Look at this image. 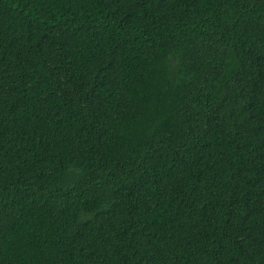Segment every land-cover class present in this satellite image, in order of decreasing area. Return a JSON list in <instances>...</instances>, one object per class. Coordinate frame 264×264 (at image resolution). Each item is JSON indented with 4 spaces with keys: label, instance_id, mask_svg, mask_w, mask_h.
<instances>
[{
    "label": "trees",
    "instance_id": "16d2710c",
    "mask_svg": "<svg viewBox=\"0 0 264 264\" xmlns=\"http://www.w3.org/2000/svg\"><path fill=\"white\" fill-rule=\"evenodd\" d=\"M0 264H264V0H0Z\"/></svg>",
    "mask_w": 264,
    "mask_h": 264
}]
</instances>
